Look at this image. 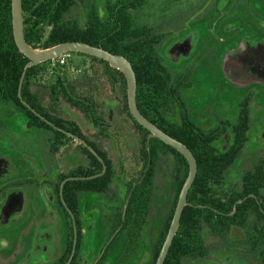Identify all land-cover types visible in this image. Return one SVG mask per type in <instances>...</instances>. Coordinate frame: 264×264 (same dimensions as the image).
I'll list each match as a JSON object with an SVG mask.
<instances>
[{
  "label": "flooded vegetation",
  "instance_id": "obj_1",
  "mask_svg": "<svg viewBox=\"0 0 264 264\" xmlns=\"http://www.w3.org/2000/svg\"><path fill=\"white\" fill-rule=\"evenodd\" d=\"M9 11L0 264H158L188 157L132 114L126 74L105 59L68 53L30 68L20 88L13 72L30 60L12 0H0ZM22 15L37 49L68 33L124 57L140 114L194 156L164 264H264V0H22Z\"/></svg>",
  "mask_w": 264,
  "mask_h": 264
},
{
  "label": "water",
  "instance_id": "obj_2",
  "mask_svg": "<svg viewBox=\"0 0 264 264\" xmlns=\"http://www.w3.org/2000/svg\"><path fill=\"white\" fill-rule=\"evenodd\" d=\"M12 19H13V33H14L16 45L19 48V50L30 60V62L24 68L20 88H22V84L28 72V69L42 62L57 59L64 54L85 53L105 59L111 64V66L123 70L126 74L127 84H128V100L132 114L144 126L155 132V134L160 138H162L166 143L173 145L175 148H177L180 152H182L188 157L191 164V170L188 179L182 188L179 202L173 218V222L158 260V264H164V260L169 252V249L173 243L176 232L179 228L181 216L187 204V196L189 190L197 174V166L194 156L192 155V153L188 148L182 146L181 144L172 140L170 137H168L161 131L157 130L140 114L136 105V80H135L134 72L132 70L131 65L124 57L119 55H114L104 49L96 48L87 43L77 42V41H66L59 43L53 47L44 48V49L34 48L27 42L25 38L23 15H22V0H12ZM46 121L50 123L48 120Z\"/></svg>",
  "mask_w": 264,
  "mask_h": 264
},
{
  "label": "trees",
  "instance_id": "obj_3",
  "mask_svg": "<svg viewBox=\"0 0 264 264\" xmlns=\"http://www.w3.org/2000/svg\"><path fill=\"white\" fill-rule=\"evenodd\" d=\"M9 10H10V9H9ZM7 14H8V15H6V16H5V14H2V15L0 16V25H1V26H4V27H8V26H9V28H10L9 32H11L10 11H9V13H7ZM71 40H73V38H72L71 35L68 34V33H56V45L59 44V43L66 42V41H71ZM7 41H10V40H7ZM30 43H32V42H30ZM11 44H12L13 47H15V45H14V41H13V38H11ZM32 45H34V47L37 48V46H36L35 44L32 43ZM2 47H3V46L0 45V49H1ZM15 50L19 53V58H22V57H23L22 53H20V51H19L16 47H15ZM11 56H12V58H13V53H12V52H11L10 57H11ZM6 57H7V55H6L5 53L2 54L3 61H2L1 63H2V65H3V69H5V70H6L5 66H6V67L8 66V64H9V60H10V57H7V58H6ZM23 67H24V63L19 62V63H18V66H16L17 71H14V72H13V73H15V75H17L18 78H20V76H21V74H22V72H23ZM3 69L0 70V73H4V70H3ZM31 73H32V70L30 69V70L28 71L27 76L31 75ZM18 78L16 79L17 83H18ZM45 115H46L47 117H49L48 114L45 113Z\"/></svg>",
  "mask_w": 264,
  "mask_h": 264
},
{
  "label": "built area",
  "instance_id": "obj_4",
  "mask_svg": "<svg viewBox=\"0 0 264 264\" xmlns=\"http://www.w3.org/2000/svg\"><path fill=\"white\" fill-rule=\"evenodd\" d=\"M68 56L69 54H64L57 58L58 63L63 65L66 62Z\"/></svg>",
  "mask_w": 264,
  "mask_h": 264
},
{
  "label": "rangeland",
  "instance_id": "obj_5",
  "mask_svg": "<svg viewBox=\"0 0 264 264\" xmlns=\"http://www.w3.org/2000/svg\"><path fill=\"white\" fill-rule=\"evenodd\" d=\"M71 55H72V56H70V60H71V61H74V55H75V54H74V53H71ZM65 65H66L68 68L73 66L72 64H65Z\"/></svg>",
  "mask_w": 264,
  "mask_h": 264
}]
</instances>
